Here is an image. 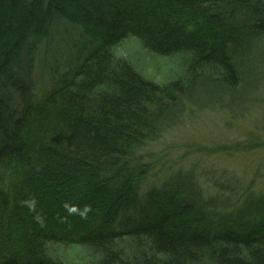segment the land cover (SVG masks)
Segmentation results:
<instances>
[{
	"label": "trees",
	"instance_id": "trees-1",
	"mask_svg": "<svg viewBox=\"0 0 264 264\" xmlns=\"http://www.w3.org/2000/svg\"><path fill=\"white\" fill-rule=\"evenodd\" d=\"M261 35L264 0H0V264H264V197L224 212L179 171L142 190L141 153Z\"/></svg>",
	"mask_w": 264,
	"mask_h": 264
},
{
	"label": "rangeland",
	"instance_id": "rangeland-1",
	"mask_svg": "<svg viewBox=\"0 0 264 264\" xmlns=\"http://www.w3.org/2000/svg\"><path fill=\"white\" fill-rule=\"evenodd\" d=\"M70 36L50 43V58L56 53L54 58L64 62L67 56L60 53L72 43ZM136 46V41L128 39L119 51L125 53ZM239 52L237 86L207 80L197 83L182 111L168 115L161 127L164 134L142 148V161L149 164L142 190L149 182H162L179 171L190 173L205 196L230 197L224 212L241 204L246 194L264 197V35L250 38ZM144 61L147 66L143 70L160 79L165 60ZM168 179L190 185L189 178ZM219 186L231 190L230 194ZM253 209L241 222L254 223Z\"/></svg>",
	"mask_w": 264,
	"mask_h": 264
},
{
	"label": "clouds",
	"instance_id": "clouds-1",
	"mask_svg": "<svg viewBox=\"0 0 264 264\" xmlns=\"http://www.w3.org/2000/svg\"><path fill=\"white\" fill-rule=\"evenodd\" d=\"M76 210H77V209L75 208V206L69 208V211H70V212H72V211H76ZM87 211H88V209L85 208V209L83 210V212H81V215H84Z\"/></svg>",
	"mask_w": 264,
	"mask_h": 264
}]
</instances>
